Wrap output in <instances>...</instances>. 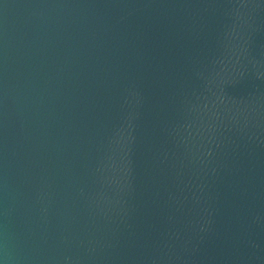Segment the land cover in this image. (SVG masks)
<instances>
[{"label":"water","instance_id":"1","mask_svg":"<svg viewBox=\"0 0 264 264\" xmlns=\"http://www.w3.org/2000/svg\"><path fill=\"white\" fill-rule=\"evenodd\" d=\"M264 264V0H0V259Z\"/></svg>","mask_w":264,"mask_h":264},{"label":"clouds","instance_id":"2","mask_svg":"<svg viewBox=\"0 0 264 264\" xmlns=\"http://www.w3.org/2000/svg\"><path fill=\"white\" fill-rule=\"evenodd\" d=\"M0 264H9L7 251L5 250L4 259H0Z\"/></svg>","mask_w":264,"mask_h":264}]
</instances>
